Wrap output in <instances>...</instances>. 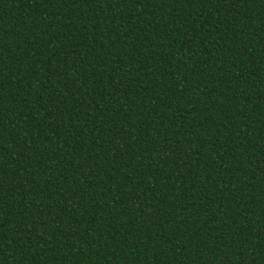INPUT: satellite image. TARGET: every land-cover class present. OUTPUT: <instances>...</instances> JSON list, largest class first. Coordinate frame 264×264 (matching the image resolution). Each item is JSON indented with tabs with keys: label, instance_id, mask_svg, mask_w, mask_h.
<instances>
[{
	"label": "trees",
	"instance_id": "trees-1",
	"mask_svg": "<svg viewBox=\"0 0 264 264\" xmlns=\"http://www.w3.org/2000/svg\"><path fill=\"white\" fill-rule=\"evenodd\" d=\"M0 264H264V0H0Z\"/></svg>",
	"mask_w": 264,
	"mask_h": 264
}]
</instances>
